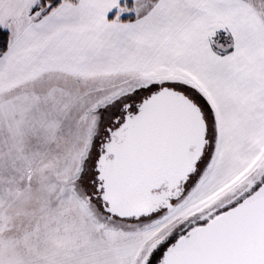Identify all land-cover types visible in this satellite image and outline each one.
<instances>
[{"label": "snow or ice", "instance_id": "1", "mask_svg": "<svg viewBox=\"0 0 264 264\" xmlns=\"http://www.w3.org/2000/svg\"><path fill=\"white\" fill-rule=\"evenodd\" d=\"M0 264H264V0H0Z\"/></svg>", "mask_w": 264, "mask_h": 264}]
</instances>
